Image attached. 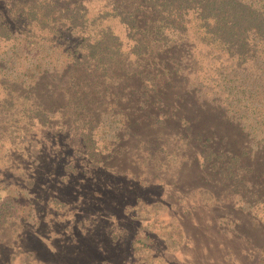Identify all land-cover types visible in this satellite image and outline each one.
<instances>
[{"label": "rangeland", "instance_id": "obj_1", "mask_svg": "<svg viewBox=\"0 0 264 264\" xmlns=\"http://www.w3.org/2000/svg\"><path fill=\"white\" fill-rule=\"evenodd\" d=\"M15 1L0 0V11ZM81 1L89 12L106 3ZM37 75L34 92L0 75V264H264V201L250 194L264 190V169H247L257 178L246 184L219 176L199 158L200 141L180 136L181 112L154 122L131 82L92 100L101 151L92 160L80 141L88 116L60 71ZM52 106L61 112L50 124L32 117ZM193 117L197 129L228 134L231 149L245 139L219 109Z\"/></svg>", "mask_w": 264, "mask_h": 264}, {"label": "trees", "instance_id": "obj_2", "mask_svg": "<svg viewBox=\"0 0 264 264\" xmlns=\"http://www.w3.org/2000/svg\"><path fill=\"white\" fill-rule=\"evenodd\" d=\"M105 2L94 12L81 0H16L10 15L1 10V81L34 92L37 74L58 68L60 84L78 107L72 112L88 116L79 130L92 160L101 159V151L90 104L110 82H131L139 105L150 103L154 122L181 112L180 136L200 141L203 164L224 179L246 184L257 178L246 170L264 169V0ZM52 108L32 107V117L50 124L49 116L61 112ZM214 109L244 133L238 149H231L226 133L211 134L205 124L197 129L193 114ZM257 191L250 194L264 201V190Z\"/></svg>", "mask_w": 264, "mask_h": 264}]
</instances>
